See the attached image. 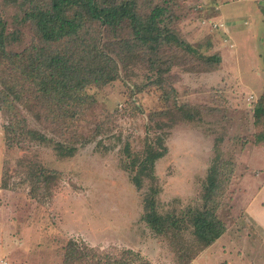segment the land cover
Wrapping results in <instances>:
<instances>
[{
    "label": "rangeland",
    "instance_id": "obj_1",
    "mask_svg": "<svg viewBox=\"0 0 264 264\" xmlns=\"http://www.w3.org/2000/svg\"><path fill=\"white\" fill-rule=\"evenodd\" d=\"M38 1L0 0V15L14 36L8 50L22 53L44 45L23 18ZM135 1L145 21L162 8L153 20L159 39L153 40L154 31L152 40L141 43L130 21L116 31L84 21L80 34L87 43L74 50L85 55L96 46L98 65L112 76L85 83L68 129L48 122L45 112L37 119L35 111L22 108L30 127L75 145L72 155L57 150L54 141L9 145L8 119L0 108V264H86L89 250L115 254L124 248L152 264H184L188 247L196 253L188 264H264V227L250 216L258 196H264V146L256 144L258 134L264 138V115L259 122L255 116L257 104L264 111V41L249 35H264L255 20L259 4ZM220 3L229 15L240 16L241 22L229 24L241 47L214 21L213 7ZM244 18L250 25L244 26ZM71 42L52 44L64 51ZM1 69L0 59V79ZM22 79L31 83L28 75ZM160 135L168 150L156 161L153 177L127 167L133 156L143 158L149 143L158 146ZM135 175L142 177L141 188ZM152 189L158 190L159 212L178 220L179 228H172L177 236L159 235L142 219ZM215 204L227 230L199 250L193 215ZM69 246L78 255L71 261Z\"/></svg>",
    "mask_w": 264,
    "mask_h": 264
},
{
    "label": "trees",
    "instance_id": "obj_2",
    "mask_svg": "<svg viewBox=\"0 0 264 264\" xmlns=\"http://www.w3.org/2000/svg\"><path fill=\"white\" fill-rule=\"evenodd\" d=\"M135 3V0H122L121 2L115 0H48V2L39 0L25 9L23 18L32 22L44 45H32L30 49H26L22 53L7 49L14 36L8 31L7 23L0 15V59L2 65L0 108L8 119L5 124V134L9 145L12 142L54 141L57 150L59 149L61 153L72 155L75 152V145L56 138V133H53L54 138L51 139L43 131L30 127L28 117L21 114L22 108L35 111L37 119H42V112H45V119L48 122L56 124L61 128L60 130L68 129L69 118L73 117V114L69 115V113L77 107L76 100L82 99L83 95L80 91L85 83L106 82L112 76L110 73H106L103 66L98 65L101 55L96 46L89 51L85 50V55H79L74 50V48L85 47V43H87L86 37L84 38L80 34L84 21H98L114 31L125 21H130L134 25V34L138 40L143 44L147 43L150 34L159 30L153 24V20L160 15L162 8H157L155 13L145 21L137 14ZM157 34L153 40L159 39L161 33ZM64 39L72 41L71 46L66 50L59 51L53 47L52 43ZM185 45L187 48H192L186 42ZM193 51L195 50L193 49ZM210 57L215 62L220 61V57L218 58L216 55ZM5 64H8L9 67H6ZM24 75L30 77L31 83L23 82ZM260 100L263 102L264 96ZM257 108L255 116L256 122H259L264 111L258 104ZM163 139L165 142V136L160 135L156 147L154 143H149L143 158L140 159L138 155L133 156L127 167H139L140 174L153 177L156 161L164 157L168 150ZM256 144H264L261 133L257 135ZM127 151H129L128 147ZM130 157H132L131 154L127 159ZM133 181L138 187L143 186L141 176L135 175ZM214 188V186L211 187V192L215 191ZM157 192L158 190L152 189L145 197L142 219L159 235L175 232L171 234L177 236L179 232L172 228H179L176 227L178 220L171 219V216H164L159 212ZM219 207L217 204L206 205L203 209H197L193 215L191 222L194 228L193 233L197 241L201 243L199 250L212 246L227 230L226 223L218 213ZM68 248L67 261L77 258L75 247L69 246ZM185 254L187 257L184 264L186 262L188 264L196 253L192 254L188 247ZM180 256L184 259L183 252ZM84 258L88 262L86 264H152L140 252L129 248H124L120 253L115 254L89 250L85 253Z\"/></svg>",
    "mask_w": 264,
    "mask_h": 264
},
{
    "label": "crops",
    "instance_id": "obj_3",
    "mask_svg": "<svg viewBox=\"0 0 264 264\" xmlns=\"http://www.w3.org/2000/svg\"><path fill=\"white\" fill-rule=\"evenodd\" d=\"M244 1L249 2V3H257V4H259V7L257 8L258 12H259V13H257L258 17L255 16L256 17L255 20L258 18V20L260 22V27H264V25L262 26V22H263V18H264V4H262V3H264V0H244ZM223 5H224L223 3H220V5H215V7H213V12H214L213 13L214 17L213 18H214V21L216 23L222 24L227 29L228 35L230 34V36L233 38V41H234L233 45L236 44L237 46L239 45L241 47L240 42L236 39L237 33L235 31H233L232 27L229 24L230 20H234V21H238V22L240 21L241 22L240 16L236 15V14L229 15V13H227V12L222 10L223 9L222 8ZM243 24H244V26L250 25V22H249L248 18H244ZM254 33L253 34L251 33L249 35L254 37L255 40L258 37L259 41H261V42L264 41V35L263 34H261V33L260 34H258V33L254 34ZM256 34H258L259 36L256 35ZM246 37H249V36L247 35ZM250 41L252 42L251 39H250ZM240 50H241V48H240ZM240 50L236 49L237 58L240 57V53H241ZM258 145H260V147L262 145L264 146V144H258ZM261 186H263V191H264V181L262 182ZM258 197H261L260 203L256 204V206H252L250 208V209L254 210L252 212V215H250V216H252L254 218V221L257 223V225H260V226L264 227V196L259 195ZM248 203H249V201L247 202V205H248ZM249 207H250V204H249Z\"/></svg>",
    "mask_w": 264,
    "mask_h": 264
},
{
    "label": "built area",
    "instance_id": "obj_4",
    "mask_svg": "<svg viewBox=\"0 0 264 264\" xmlns=\"http://www.w3.org/2000/svg\"><path fill=\"white\" fill-rule=\"evenodd\" d=\"M219 23H217L216 25L218 26ZM222 26V24H220Z\"/></svg>",
    "mask_w": 264,
    "mask_h": 264
}]
</instances>
